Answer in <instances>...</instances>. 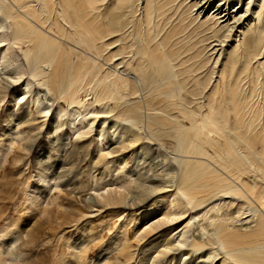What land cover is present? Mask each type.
Returning a JSON list of instances; mask_svg holds the SVG:
<instances>
[{
	"label": "bare ground",
	"instance_id": "6f19581e",
	"mask_svg": "<svg viewBox=\"0 0 264 264\" xmlns=\"http://www.w3.org/2000/svg\"><path fill=\"white\" fill-rule=\"evenodd\" d=\"M140 1L0 0V46L9 41L11 48L23 52L27 63L26 68L20 64V67L16 66L18 76L7 70V75L14 77L8 76L2 83L8 88L26 78L27 93H31L33 85L30 76L43 78L44 82L39 84L47 86V93L53 92L55 96L51 99L56 101L65 94L67 96L63 98L70 105L80 101L79 92L84 89L81 82L87 76L89 79L85 81V86L95 80L96 90H102L96 97L97 101L145 93L140 103L122 110V119L139 120L145 109L152 111L159 107L167 119L150 116L148 129L153 135L164 137L166 134L170 136L177 126L179 134L176 136L173 133L176 136L174 146L180 158L176 161L178 169L171 163V168H167L166 172H159V166L165 167L162 162L151 163L145 169L144 179L149 180L145 184L146 193L135 195L133 204L137 200H146L158 191L169 192L171 203L165 205L164 201L160 206L163 209L166 207L165 214L154 223L153 230L173 222L177 214L170 213V210L183 209L180 216L198 207H203L206 213L224 210L225 216L220 214L217 216L218 222H213L210 238V244H218L226 251L227 255L220 264H264V60L257 65L254 63L264 49V0H220L224 1L222 5L227 2L235 9L245 4V13L235 22H240L255 2L259 10L256 21L241 31L240 43L226 53L223 67L218 70L219 78L205 95L207 112L204 116L199 112L203 105L198 109H188L184 103L185 100L187 103L193 102V98L198 97L214 77V71H211L215 69L205 74L211 58L204 54H207L206 49L211 44H203L205 47L202 49L200 44L202 46L211 37L229 38V33L235 28L229 18L236 19V14L232 16L229 10L222 8L218 14L223 22H227L224 28L222 25L214 31L212 26L207 25L206 19L198 20L200 14H194L195 10H199L201 0H181L175 8L172 4L177 0H146L142 8ZM139 7L143 9V21L133 26V31L126 33L128 13L135 12ZM54 11L58 14L50 22ZM220 19L217 18V22ZM142 22L147 28L143 29ZM209 30H212L211 37H207ZM222 30L226 31L223 36L219 35ZM65 38L73 46L87 49L91 57L82 50L77 53L78 59L74 62L75 48L66 47ZM2 52L0 67L7 62L3 56L6 49ZM102 55L108 63L114 61L115 67L124 64L123 70L109 69L102 76L100 72L104 64L97 59ZM111 76L114 77L109 79ZM260 84L261 87H257ZM145 91L149 92L146 94ZM258 92L263 95L261 102L254 101L259 97ZM117 94L121 96L117 97ZM37 101H40L39 98ZM108 107L103 112L110 113L118 105L111 109ZM170 108L179 114L171 118ZM180 115L182 120L179 119ZM184 122H189L190 128L186 129ZM168 127L170 132L164 133ZM139 140L138 135H132L130 143ZM157 181L163 182L156 186L154 182ZM174 185L176 190L173 189ZM105 193L100 196L108 199L110 193ZM111 199L113 203H119L124 197L120 194ZM246 206L255 208L254 218L239 228L230 227V222L242 220L234 214ZM257 211L259 213L256 214ZM193 218L189 219V223ZM80 245L77 243L74 250L80 249ZM191 245L195 253L207 244L195 236ZM170 249V246H166L164 251ZM15 261L7 263L0 254V264H14Z\"/></svg>",
	"mask_w": 264,
	"mask_h": 264
},
{
	"label": "rangeland",
	"instance_id": "374dc122",
	"mask_svg": "<svg viewBox=\"0 0 264 264\" xmlns=\"http://www.w3.org/2000/svg\"><path fill=\"white\" fill-rule=\"evenodd\" d=\"M145 1H140L141 8ZM180 1L177 0L172 7H177ZM201 1L199 10H195L194 14H200L198 20L206 19L207 25L212 26L214 31L219 30L222 25L224 28L227 22H223V18L220 19L218 14L222 8L229 10L232 16L236 14V19L229 18L230 24L235 26L229 33V38H212V30H209L207 37L211 38L202 43V46L200 44V49L210 44L212 46H209L206 49L207 54H204L211 58L205 74L215 69L211 71H214V77L210 80L211 83L207 84L208 87L199 94L201 96L193 98L197 102H191L192 105L185 100L184 103L188 109H198L203 105L199 112L204 116L207 112L205 95L218 80V70L223 67L226 53L235 47L236 43H240L241 31L256 21L259 8L255 2L250 12L246 13L240 22H235L245 13V4L235 9L227 2L222 5L224 1L220 0ZM140 7L135 10L136 13L134 10L133 13H128L129 24L126 33L133 31L132 27L143 21L144 13ZM52 14L50 22L55 20L58 12L54 11ZM217 18L220 22H217ZM156 21L155 18L154 22ZM141 25L143 29L147 28L144 22ZM144 32L146 30L143 34ZM225 33L226 31L222 30L219 35L223 36ZM5 43L0 46L1 53L6 49L3 56L7 59L0 67L2 258L7 263L16 260L14 264H220L227 255L226 251L218 244H210V238L213 222H218L219 215L225 216L226 211L215 210L206 213L203 207H198L180 216L183 209L170 210V213L177 214L173 222L153 230L154 223L165 214L166 207L163 209L160 206H163L164 201L165 205L171 203L169 192L161 190L146 200H137L135 204L132 202L135 195L146 193L145 186L149 180L146 181L144 177L151 163H163L165 167L159 166V172H166L167 168H171V163L176 169L179 167L176 161L179 160L180 154L175 151L174 146L179 134L177 126L172 129L176 136L173 133L164 137L155 134L154 136L148 129L150 116L158 115L167 119V115L158 107L152 111L145 109L143 117L139 120H123L120 115L122 110L140 103L145 93L124 98L117 94L116 96L120 97L117 100L97 101L96 97L102 90H96L95 80L85 86L88 76L81 82L84 89L79 92L80 101L73 105L63 98L67 96L65 94L54 101L53 92L47 93V86L39 84L44 82L43 78L30 76L29 80L33 85L31 93H27L26 78L6 88V84L2 83L5 78L18 76L17 68L22 65L26 68L27 63L23 52L15 47L11 48L9 41ZM65 43L68 48L73 46L68 39ZM73 47L74 62L78 59L77 53L82 50L86 56L91 57L87 49ZM262 52L259 59L254 61L255 65L264 60V49ZM97 57L104 64L100 72L102 76L109 69L122 71L124 68V64L115 67L114 61L108 63L103 55ZM7 70L13 75H7ZM116 75L117 72L114 76ZM257 87H261V84ZM145 92L147 94L149 91ZM258 94L260 98L256 97L254 101L261 102L263 95L261 92ZM38 98L40 101H37ZM180 104L183 105V102ZM107 105L108 109L116 105L118 108L105 113L103 111ZM177 113L179 114L178 111L172 110L170 117L178 115ZM179 119L182 120L181 115ZM184 124L186 129L191 126L189 122ZM113 125L116 127H112ZM168 131L170 132L169 127L164 129V133ZM132 135H138L140 140L131 144ZM161 182L154 183L158 186ZM173 189L176 190L175 185ZM105 192L110 193L108 199L100 196ZM120 194L124 199L113 203L111 197H119ZM213 205L214 202L211 206ZM254 210L255 208L246 206L241 212L235 213L234 215H238L242 220L230 222V227L239 228L247 224L254 218ZM145 215L149 216L145 219ZM192 216L194 218L189 223ZM195 236H199L207 245L194 253L191 244ZM82 241L83 244L80 245ZM77 243L80 249L75 251L74 246ZM166 246L172 249L165 252Z\"/></svg>",
	"mask_w": 264,
	"mask_h": 264
}]
</instances>
